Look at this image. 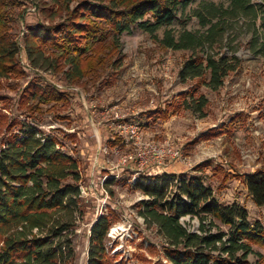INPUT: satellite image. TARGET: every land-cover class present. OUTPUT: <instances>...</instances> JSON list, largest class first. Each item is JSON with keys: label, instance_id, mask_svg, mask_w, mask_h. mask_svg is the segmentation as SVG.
Instances as JSON below:
<instances>
[{"label": "rangeland", "instance_id": "1", "mask_svg": "<svg viewBox=\"0 0 264 264\" xmlns=\"http://www.w3.org/2000/svg\"><path fill=\"white\" fill-rule=\"evenodd\" d=\"M3 1L0 32L17 43L19 53L16 67L0 75V145L17 134L19 123L28 124L39 137L54 138L55 149L78 162L79 181L63 183L78 190L72 215L61 213L73 220L68 236L61 240L62 244L68 238L72 241L71 264H86L89 229L97 217L107 213L112 214L105 243L111 264H170L163 254L165 240L154 225H147L138 215L141 203L149 198L134 189V184L155 175L189 173L201 178L217 203H238L247 210L249 223L258 221L264 230V206H255L237 179L239 174L264 169V0H248L244 9H235L233 0H194L154 35L131 28L114 36L105 34L107 27L102 24L103 41L93 59L98 64L94 63V72H88L83 63L79 76H74L63 49L45 48L32 65L23 40L29 26L56 25L72 17L81 0H11L13 6ZM103 1L120 6V0ZM208 10H213L212 17ZM195 12L208 23L202 25ZM166 32L175 41L190 34L203 45L168 49L163 44ZM207 54L226 55L235 66L215 91L201 79L183 81L178 75L189 57ZM32 87L54 88L65 98L57 103L43 102L38 98L40 92L35 93ZM193 91L194 98L203 95L207 100L202 112L177 109L182 95L189 98ZM113 105H119V114L126 121L138 125L143 141L172 143L183 161L165 159L140 172L131 166L116 168L132 148L107 127L112 118L103 111ZM92 133L101 135L100 147L105 150L98 151L99 142ZM110 141L116 146L109 148ZM179 222L189 232H197V219L183 217ZM209 222L207 217L206 231L228 232V227L217 221H213L214 227ZM252 250L248 260L257 264L256 254L263 250Z\"/></svg>", "mask_w": 264, "mask_h": 264}, {"label": "trees", "instance_id": "2", "mask_svg": "<svg viewBox=\"0 0 264 264\" xmlns=\"http://www.w3.org/2000/svg\"><path fill=\"white\" fill-rule=\"evenodd\" d=\"M193 1L120 0V6H117L112 1L106 4L103 0H81L72 17L65 21L51 26L36 24L27 27L23 43L28 61L36 65L45 48L63 49L74 76L82 74L83 63L88 72H94L93 65L98 64L93 60L95 49L104 37L100 28L102 24L107 27L105 34L114 36L131 28L154 35L176 19L179 9ZM248 3V0H233L235 9H244ZM8 4L13 6L14 2L7 0ZM195 13L202 25L208 23L205 16ZM207 14L212 17L213 10H208ZM3 25L0 21V28ZM180 39L175 41L166 32L163 44L171 50H188L203 45L187 33ZM18 53L17 43L4 31L0 32V75L16 67ZM234 67L226 55L192 56L183 62L178 75L183 81L201 79L207 88L215 91ZM206 76L207 80H204ZM33 90L40 92L38 98L46 103H57L65 98L54 88ZM189 96L184 98L182 95V106L177 104L175 107L201 113L207 104L205 97L194 98V91ZM56 144L54 138L39 137L32 125L23 123H19L17 134H11L1 142L0 264L73 262L72 241L68 238L63 241L65 245L61 243L62 236H68L67 231L73 227V220L72 217L67 220L61 213L72 215L70 209L78 190L63 183L71 180L76 184L79 181L78 162L56 150ZM114 146L115 141H110L109 148ZM226 177L224 175L223 179ZM237 179L244 184L253 204L264 206V169L239 174ZM134 189L149 198L141 203L138 215L147 225H154L165 240L163 254L170 264H251L248 255L252 254L253 247L263 250L256 255L257 264H264V230L259 222L250 224L247 210L238 203H217L201 178L189 173L169 177L161 174L140 178ZM56 214L61 216L55 218ZM183 217L197 219V232H189L182 226L179 220ZM207 217L211 218L210 226L214 227L213 221H217L228 227V232L214 234L206 231L204 221ZM111 226L112 214H101L94 221L89 229L86 264H111L105 247Z\"/></svg>", "mask_w": 264, "mask_h": 264}, {"label": "built area", "instance_id": "3", "mask_svg": "<svg viewBox=\"0 0 264 264\" xmlns=\"http://www.w3.org/2000/svg\"><path fill=\"white\" fill-rule=\"evenodd\" d=\"M118 106L119 105H113L109 109L103 111L104 115L111 116L112 118L107 127L115 130L118 133V137L122 139L123 144L126 147H131L132 151L125 154L120 161H118L115 165L116 168L119 169L123 166H129L130 168L131 166V169L140 172L152 165H157L156 162L165 159L183 161L180 150L175 149L172 143L169 144L165 142L160 144L153 141H143L139 136L138 125L133 120L126 121L125 116L121 113L119 114ZM101 149L105 150V148H101L99 145L98 151ZM116 152H119V150Z\"/></svg>", "mask_w": 264, "mask_h": 264}, {"label": "crops", "instance_id": "4", "mask_svg": "<svg viewBox=\"0 0 264 264\" xmlns=\"http://www.w3.org/2000/svg\"><path fill=\"white\" fill-rule=\"evenodd\" d=\"M94 135V137L96 138V140H98V146L100 145V140H101V135H99L98 133H92Z\"/></svg>", "mask_w": 264, "mask_h": 264}]
</instances>
